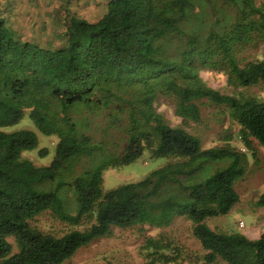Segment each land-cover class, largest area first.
Returning a JSON list of instances; mask_svg holds the SVG:
<instances>
[{"label":"trees","instance_id":"1","mask_svg":"<svg viewBox=\"0 0 264 264\" xmlns=\"http://www.w3.org/2000/svg\"><path fill=\"white\" fill-rule=\"evenodd\" d=\"M57 21L61 42L44 46L22 39L0 15V264H61L113 228H162L179 217L189 221L205 264H264V233L249 238L205 223L239 200L244 153L256 157L254 141L264 145V100L223 94L200 76L222 72L234 87L264 82V56L243 55L264 48V0H107L94 20L65 13ZM160 98L173 101L183 123L199 122L204 102L225 107L239 130L205 148L167 123L156 109ZM27 110L40 132L56 137L47 165L23 157L37 146L35 132L3 130ZM146 149L168 161L103 190L104 170ZM46 211L83 227L44 232L31 220ZM142 248L148 264L176 260L161 237H147Z\"/></svg>","mask_w":264,"mask_h":264},{"label":"rangeland","instance_id":"2","mask_svg":"<svg viewBox=\"0 0 264 264\" xmlns=\"http://www.w3.org/2000/svg\"><path fill=\"white\" fill-rule=\"evenodd\" d=\"M106 2L107 0H0V15L22 39L44 46H57L61 42L60 34L56 35L60 15L62 17L65 13L74 14L94 20L104 11ZM243 55L250 60L260 59L264 56V48L261 46L249 48ZM200 76L206 85L223 94L253 96L264 100V82L249 87H234L227 84L226 75L222 72L204 69L200 71ZM156 109L169 125L182 126L189 133L199 137L205 148L222 145L225 137L234 138L239 130L237 123L229 118L225 107L207 102L201 105L199 122L183 123L175 115L171 99L160 98L156 102ZM20 129L32 130L38 140L35 148L23 152V157L38 166L49 164L55 154L56 137L40 132L29 117L28 110L18 123L3 128L5 131ZM232 143L237 147L244 146L240 139H232ZM253 146L256 157L247 149L244 153L248 160L246 173L234 185L239 200L228 213L207 218L205 223L210 229L243 233L249 238H257L264 233V205L258 203L264 194V169L261 164L264 145H258L254 141ZM40 149H45L46 153L41 155ZM167 161L166 157H150L149 150L146 149L135 161L104 170L102 188L108 190L124 183L141 180ZM240 221L243 222V227H239ZM31 224L55 235H61L70 228L83 227V225L71 227L57 220L48 211L34 217ZM150 236L161 237L170 243V247L175 248L176 260L166 264H205L202 260L203 250L191 233L189 221L184 217H179L171 225L162 228L148 225L113 228L111 235L80 247L61 264H148L146 250L142 247L145 239ZM10 241L15 249V242L12 239ZM156 264L164 263L157 261Z\"/></svg>","mask_w":264,"mask_h":264},{"label":"built area","instance_id":"3","mask_svg":"<svg viewBox=\"0 0 264 264\" xmlns=\"http://www.w3.org/2000/svg\"><path fill=\"white\" fill-rule=\"evenodd\" d=\"M243 226H244L243 222L240 221V222H239V227H243Z\"/></svg>","mask_w":264,"mask_h":264}]
</instances>
